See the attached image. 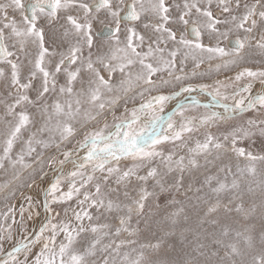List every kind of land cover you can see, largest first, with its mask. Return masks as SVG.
I'll list each match as a JSON object with an SVG mask.
<instances>
[{"label": "snow or ice", "instance_id": "obj_1", "mask_svg": "<svg viewBox=\"0 0 264 264\" xmlns=\"http://www.w3.org/2000/svg\"><path fill=\"white\" fill-rule=\"evenodd\" d=\"M0 175V264H264V0H0Z\"/></svg>", "mask_w": 264, "mask_h": 264}, {"label": "rangeland", "instance_id": "obj_2", "mask_svg": "<svg viewBox=\"0 0 264 264\" xmlns=\"http://www.w3.org/2000/svg\"><path fill=\"white\" fill-rule=\"evenodd\" d=\"M6 178L7 177H4V176L0 175V182H3V180H5ZM15 203L19 204L20 201L17 200V201H15ZM3 210H5V202L3 200V194L0 193V211H3Z\"/></svg>", "mask_w": 264, "mask_h": 264}]
</instances>
